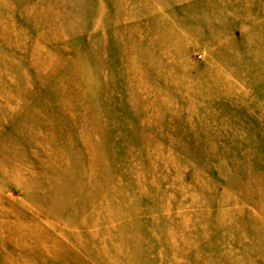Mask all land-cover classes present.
Segmentation results:
<instances>
[{
    "label": "rangeland",
    "instance_id": "1",
    "mask_svg": "<svg viewBox=\"0 0 264 264\" xmlns=\"http://www.w3.org/2000/svg\"><path fill=\"white\" fill-rule=\"evenodd\" d=\"M0 264H264V0H0Z\"/></svg>",
    "mask_w": 264,
    "mask_h": 264
}]
</instances>
